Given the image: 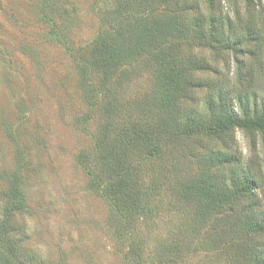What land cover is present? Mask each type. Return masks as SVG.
Returning a JSON list of instances; mask_svg holds the SVG:
<instances>
[{"label":"trees","instance_id":"16d2710c","mask_svg":"<svg viewBox=\"0 0 264 264\" xmlns=\"http://www.w3.org/2000/svg\"><path fill=\"white\" fill-rule=\"evenodd\" d=\"M112 2L114 11H99L93 39L79 44L53 23L67 19L66 29L75 25L79 15L70 7L76 0L32 2L48 23L44 40L57 37L82 77L79 98L102 116L96 147L106 161L99 175H91L97 178L99 197L120 207L126 226L158 212L159 201L174 186L171 203L188 219L178 221L176 231H167L166 239L145 254V264H194L196 255H203L205 264H264V202L256 179L234 152L214 151L204 140L223 141L235 129L264 132V99L253 90V77L245 88L240 77L228 87V79L205 73L206 57L182 53L184 45L242 52L244 32L231 37L221 32L240 16L229 18L215 0ZM31 57L17 63L23 69L32 64L36 71ZM117 90L128 94L124 113L109 99ZM194 91L200 96L194 98ZM197 138L203 139L198 166L177 181L169 172L176 156L164 164V155L176 143ZM8 193L13 206L6 211L24 210L21 190ZM17 253L16 243H0L2 264H17Z\"/></svg>","mask_w":264,"mask_h":264},{"label":"rangeland","instance_id":"374dc122","mask_svg":"<svg viewBox=\"0 0 264 264\" xmlns=\"http://www.w3.org/2000/svg\"><path fill=\"white\" fill-rule=\"evenodd\" d=\"M33 1L0 0V243L17 244V264H145V254L188 217L171 203L174 186L159 201L158 212L126 226L120 207L99 197L97 178L91 175H99L106 161L96 147L102 116L79 98L82 77L55 42L58 38L44 40L48 23ZM94 1L76 0L70 11L78 13L79 21L69 29L67 19L54 21L52 16L53 23L77 44L91 41L100 26L99 11L116 8L112 0ZM215 2L229 18L240 16L221 32L228 37L244 32L239 39L242 52L184 45L182 53L206 57L205 73L228 79V87L240 77L245 88L253 77V90L264 99V0ZM253 32L256 36L248 40ZM30 53L36 71L32 64L23 69L17 63L27 62ZM123 93L112 92L109 99L124 113L129 105ZM194 94L200 96L199 91ZM202 140L176 143L173 152L165 153L164 164L176 156L169 172L177 181L196 170ZM204 140L214 151L234 152L247 165L264 202V132L235 129L223 141ZM11 188L23 193L24 210L6 211L13 206ZM196 256L192 263L205 264L203 255Z\"/></svg>","mask_w":264,"mask_h":264}]
</instances>
